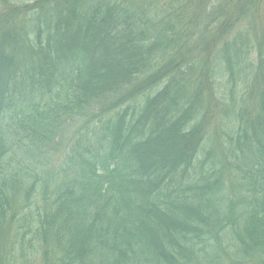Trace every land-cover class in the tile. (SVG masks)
I'll list each match as a JSON object with an SVG mask.
<instances>
[{
    "label": "trees",
    "instance_id": "trees-1",
    "mask_svg": "<svg viewBox=\"0 0 264 264\" xmlns=\"http://www.w3.org/2000/svg\"><path fill=\"white\" fill-rule=\"evenodd\" d=\"M0 264H264V0H0Z\"/></svg>",
    "mask_w": 264,
    "mask_h": 264
},
{
    "label": "rangeland",
    "instance_id": "rangeland-1",
    "mask_svg": "<svg viewBox=\"0 0 264 264\" xmlns=\"http://www.w3.org/2000/svg\"><path fill=\"white\" fill-rule=\"evenodd\" d=\"M58 161V155L54 154L51 158L49 157L47 163L43 166L44 168H50L54 166Z\"/></svg>",
    "mask_w": 264,
    "mask_h": 264
}]
</instances>
